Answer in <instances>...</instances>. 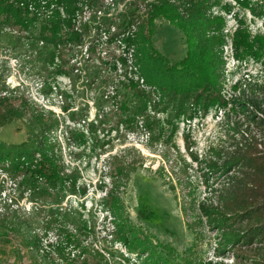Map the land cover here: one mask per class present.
<instances>
[{"label": "rangeland", "instance_id": "374dc122", "mask_svg": "<svg viewBox=\"0 0 264 264\" xmlns=\"http://www.w3.org/2000/svg\"><path fill=\"white\" fill-rule=\"evenodd\" d=\"M98 1L101 4L103 0ZM104 1L110 10L106 9L103 17L84 9L89 4L85 0L77 4L83 9L74 16L75 21L72 19L75 28L64 26V43L58 47L51 68L29 41L38 38L40 25L52 16L49 9L37 14V28L29 33L0 25V88L4 83L10 90L20 88L19 94L61 118L62 126L52 136L57 140V165L65 175L76 172L78 177L76 184L67 182L64 198L57 203L59 190L46 199L36 195L37 200H33L27 192L23 194L9 163L0 169V264H41L40 254L26 247L28 229L41 237L48 232L45 245L56 242L58 235L65 241V234L77 235L82 251L86 248L83 255L89 264H143L147 253L132 252L116 239L114 217L106 209L113 201H105L106 191L112 190L121 199L120 221L139 231L153 249L163 251L175 263L249 264V249L235 244L231 236L236 219L242 218V209L239 201L227 198L239 183L248 185L247 196H252L254 185H259L264 194V127L252 125L247 115L221 107L205 111L193 98L180 116L179 101L160 104L161 91L146 84L132 60L129 64L136 80L140 79V88L152 93L147 113L153 119L154 132L150 138L141 117L138 129L126 126L119 101L101 99L104 93L105 98L113 96L112 82L101 85L108 79L115 81L116 74L109 73L112 59L123 54V47L119 49L118 42L110 41L123 38L124 30L132 27L119 28L124 18L134 24L137 21L136 27L147 25L153 6L162 0H122L114 5L111 0ZM222 1L232 5L236 13H222L229 39L224 51L222 94L229 99L237 82L264 74V65L254 61L241 64L230 47L240 18L255 35L264 34V16H254L236 0ZM262 9L263 5L256 11ZM59 11L62 19L67 17L63 8ZM218 12L219 8L214 9L215 15ZM76 31L83 34L79 46L68 40ZM152 43L171 64L186 55L184 35L163 17L155 20ZM42 82L49 84L44 91ZM70 132H74L73 137ZM28 135L26 120L0 127V143L7 145L21 144ZM211 146L218 155L208 156ZM247 163L249 168H245ZM227 164L233 167L224 172ZM120 168H125L122 176ZM203 207L230 221L223 229L214 228ZM75 210L81 214V221L92 225L87 233L75 232ZM166 247L172 253H167ZM66 253L71 258L78 255L73 247H66Z\"/></svg>", "mask_w": 264, "mask_h": 264}, {"label": "trees", "instance_id": "16d2710c", "mask_svg": "<svg viewBox=\"0 0 264 264\" xmlns=\"http://www.w3.org/2000/svg\"><path fill=\"white\" fill-rule=\"evenodd\" d=\"M80 1L0 0V25L18 27L29 33L30 30L37 28V14L49 9L52 16L40 25L38 38H31L29 41L32 47L37 49L35 53L39 55V58L44 59L47 67L51 68L57 59L58 47L64 43V39L61 38L64 26L75 28L72 19L83 9L77 6ZM85 1L89 3L86 6L90 7L93 12L101 7L98 0ZM236 1L240 7L249 9L254 16H264V9L260 12L256 11L257 7L264 6V0H257L256 3L254 0ZM175 4L168 0L155 4L148 24L141 23L138 27H136L137 21L134 24L122 15L124 21L122 20L119 28L129 29L131 25L132 27L128 31L124 30L123 38H111L110 43L118 42V48L123 47V54L115 55L112 59L113 67L109 73L116 74L115 81L108 79L101 85L103 87L112 82L113 96L107 95L105 98L104 93L101 99H106V102L119 101L118 108L126 119V126L132 125L138 129V118H143L142 125L150 131V138L152 137L154 122L147 113V108L152 101V93L140 88V79L136 80L133 66L129 64L132 60V64L134 63L138 68L135 71L140 73L146 84L161 91L163 98L160 104H165L166 100L168 103L179 101V110H182L180 116L186 113V103L193 98L197 106L205 111H209L212 107H221L229 112L247 115L252 125L264 127V74L252 76L253 78L249 76L237 82L232 87L234 94L229 99L222 94L226 69L224 51L229 43L224 32L227 20L222 13L236 15L234 7L230 4L224 5L222 0H176ZM60 8L65 10L67 17L63 19L60 17ZM216 8L220 10L217 15L214 13ZM30 11H33L34 15ZM161 17L178 29L185 38L186 55L175 64H171L154 48L152 43L155 20ZM246 23L241 18L238 20L237 30L232 36L233 56L241 64L254 61L264 65V34L258 32L253 35ZM70 35L72 37L68 40L77 46L81 45L83 34L76 31ZM262 69L264 71V66ZM48 85V82H42L43 91ZM19 93L20 88L10 90L5 83L0 88V127L16 120H26L29 135L27 140L21 144L0 143V169H5L6 164L9 163L11 172L17 177L18 185L24 190L23 194L27 192L31 199L37 200L36 195L40 199H46L51 196V192L59 190L57 203H61L64 198L63 189L67 182L73 181L76 184L78 180L76 172L65 175L63 168H58L57 165L58 154L54 148L57 140L52 136L62 126L63 121L53 111L39 107L31 98L26 97L22 92ZM70 134L73 137L74 132ZM213 155H218V152L215 153V148L211 146L208 156ZM248 165L249 163L245 168H249ZM226 166L224 172L231 170L233 164ZM118 173L122 176L125 168H120ZM116 185L114 184L118 188V184ZM230 191L227 199L239 201L237 205L240 210L242 209V212H239L242 218L236 219L233 232H231L232 241L249 249V264H264L263 189L259 185H254L251 190L252 196L250 194L247 196L250 191L248 185L239 183ZM106 197L105 201L110 199L113 201V205L106 209L114 217L118 241L132 252L147 253L144 255L146 259L143 264H177L165 256L163 251L153 249L149 239L142 237L139 231L120 221L121 199L114 195V190L110 193L106 191ZM223 200L225 201V198ZM35 209L38 208L35 207ZM202 211L210 219L214 228L223 229L224 225L230 221L226 216L217 215L205 207ZM72 215H76L74 218L76 233L79 231L87 233L89 229H92L90 223L80 220L82 216L78 214V211H73ZM34 232L30 229L26 230L25 244L27 248L34 249L40 254L41 264H89L83 255L86 253V248L82 251V242L77 235L65 234L67 235L66 241L58 235L56 242L45 245L44 243L48 242V232L43 234V237ZM66 247L75 248L78 255L71 258V254L66 253ZM165 249L168 250L167 253H172L169 248ZM165 249L162 250L165 251ZM237 258L239 261V256ZM186 264H191V262H186ZM208 264H223V262L210 261Z\"/></svg>", "mask_w": 264, "mask_h": 264}, {"label": "built area", "instance_id": "2783aa9c", "mask_svg": "<svg viewBox=\"0 0 264 264\" xmlns=\"http://www.w3.org/2000/svg\"><path fill=\"white\" fill-rule=\"evenodd\" d=\"M117 1H122V0H111V5H114L115 3H117ZM84 9H91L90 7L86 6ZM106 9H109V6L105 4V1L103 0L102 3H101V7L97 9V11L93 12L95 13V15H102L101 17H103V14H105V10ZM92 10V9H91ZM110 10V9H109ZM76 19V18H75ZM74 19V21H75ZM232 51H233V48H232V44L230 45Z\"/></svg>", "mask_w": 264, "mask_h": 264}]
</instances>
